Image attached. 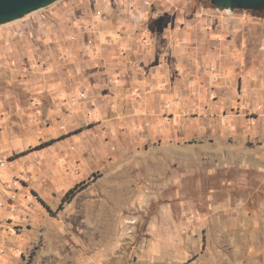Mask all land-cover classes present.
Wrapping results in <instances>:
<instances>
[{"label":"rangeland","instance_id":"rangeland-1","mask_svg":"<svg viewBox=\"0 0 264 264\" xmlns=\"http://www.w3.org/2000/svg\"><path fill=\"white\" fill-rule=\"evenodd\" d=\"M140 1L56 0L0 25V136L10 144L0 149L8 162H28L26 195L35 202L29 223L0 226V264H264V139L213 141L194 131L205 117L190 114L179 130L155 136L114 119L96 127V115L66 128L50 115L52 96L77 82L96 21L132 34L143 50L147 34L214 8L210 0H144L141 9ZM219 11L264 20V10ZM29 20L54 27L37 41L43 67L30 64ZM22 43L29 68L3 64ZM57 124L61 132H51Z\"/></svg>","mask_w":264,"mask_h":264},{"label":"crops","instance_id":"crops-1","mask_svg":"<svg viewBox=\"0 0 264 264\" xmlns=\"http://www.w3.org/2000/svg\"><path fill=\"white\" fill-rule=\"evenodd\" d=\"M118 29L96 21V38L89 57L81 54L77 82L51 98L54 120L61 117L70 128L96 115V127L114 119L155 136L179 130L181 115L190 114L205 117L194 131L211 133L213 141L230 135L240 145L264 139V20L208 9L183 28L173 22L147 34L143 50L131 44L132 34ZM52 79V85L60 84ZM50 130L61 132L58 124ZM0 138V146H10L7 134ZM19 142L12 137L11 146ZM28 165L13 159L0 169V226L29 223L35 215L34 199L26 195Z\"/></svg>","mask_w":264,"mask_h":264},{"label":"water","instance_id":"water-1","mask_svg":"<svg viewBox=\"0 0 264 264\" xmlns=\"http://www.w3.org/2000/svg\"><path fill=\"white\" fill-rule=\"evenodd\" d=\"M56 0H0V25L17 20ZM215 9L232 12L235 9L263 10L264 0H210Z\"/></svg>","mask_w":264,"mask_h":264},{"label":"built area","instance_id":"built-area-1","mask_svg":"<svg viewBox=\"0 0 264 264\" xmlns=\"http://www.w3.org/2000/svg\"><path fill=\"white\" fill-rule=\"evenodd\" d=\"M146 1L141 0L140 1V8L143 9L146 5ZM135 4H133L132 2L129 5V9L134 10V6ZM104 7V6H103ZM101 10H97L96 13L98 15L101 14ZM104 13V12H103ZM102 13V14H103ZM101 14V15H102ZM24 27L29 29L28 35L24 36L23 38H29L32 41H35L36 43L33 44V50L30 52V64H33L35 66H39V67H43L45 65V63H48L49 60L47 59V55L43 52L42 47L37 43V41H40L42 38H44V33L46 32V30H51L54 29L53 26L46 24L44 26H40L37 24L36 21H26L24 23ZM33 29H36L35 31H32ZM19 30L14 31V34H18ZM5 38V37H4ZM23 47V43L20 44L18 47H16V49H14V51L11 50V53L5 58V55H3V57L6 59L5 62L3 64H6L8 67L10 68H29V63H28V54L26 53H22L19 52L21 51L19 48ZM63 58V55L60 56ZM2 60V58L0 57V61ZM48 60V61H47ZM4 61V60H3ZM8 162V157L4 154V152L0 149V169L4 168L6 166Z\"/></svg>","mask_w":264,"mask_h":264},{"label":"trees","instance_id":"trees-1","mask_svg":"<svg viewBox=\"0 0 264 264\" xmlns=\"http://www.w3.org/2000/svg\"><path fill=\"white\" fill-rule=\"evenodd\" d=\"M263 10H264V9H263ZM261 12H263V11L261 10ZM76 191H77L76 186H74V187L68 189V190L65 192L64 196L62 197V199H61V203L65 202L66 200H69V198H71V197L75 194Z\"/></svg>","mask_w":264,"mask_h":264}]
</instances>
